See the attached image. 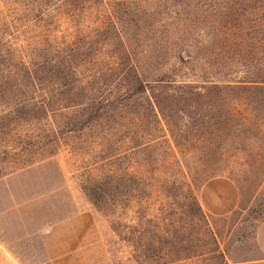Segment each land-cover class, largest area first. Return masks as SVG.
<instances>
[{
  "label": "rangeland",
  "instance_id": "374dc122",
  "mask_svg": "<svg viewBox=\"0 0 264 264\" xmlns=\"http://www.w3.org/2000/svg\"><path fill=\"white\" fill-rule=\"evenodd\" d=\"M13 174L0 264H264V0H0Z\"/></svg>",
  "mask_w": 264,
  "mask_h": 264
},
{
  "label": "crops",
  "instance_id": "0c3cea01",
  "mask_svg": "<svg viewBox=\"0 0 264 264\" xmlns=\"http://www.w3.org/2000/svg\"><path fill=\"white\" fill-rule=\"evenodd\" d=\"M17 174L0 179V226L11 225V217L22 220L23 210L17 204V193L11 182ZM240 194L235 187L226 180L210 182L203 193V207L210 215L227 216L232 214L239 206ZM22 225V223H19ZM41 229L44 225H40ZM256 239L264 251V220L256 229Z\"/></svg>",
  "mask_w": 264,
  "mask_h": 264
}]
</instances>
